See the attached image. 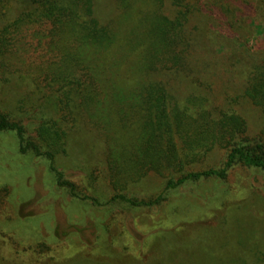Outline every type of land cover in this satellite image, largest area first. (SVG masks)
Instances as JSON below:
<instances>
[{
    "label": "trees",
    "instance_id": "obj_1",
    "mask_svg": "<svg viewBox=\"0 0 264 264\" xmlns=\"http://www.w3.org/2000/svg\"><path fill=\"white\" fill-rule=\"evenodd\" d=\"M15 1L22 6L7 16L2 8ZM113 1L117 11L106 18L98 0H0L8 17L0 25V85L35 87L18 99V114L0 109V132L17 138L20 153L50 160L67 153L81 125L103 136L112 200L128 210L161 206L187 184L225 179L238 164L264 170V127L250 135L235 108L256 107L264 116V42H249L246 23L250 5L264 22V0H212L211 8L208 0ZM27 115L33 124L23 122ZM215 149L226 153L219 167L209 163ZM151 172L165 179L164 188L134 195L131 186ZM223 218L188 222L159 241L168 245V235L190 228L204 232L190 233L204 243L232 237ZM240 220L241 239L254 245L250 255L237 263L222 243L220 264H264L256 220ZM151 250L124 264H150Z\"/></svg>",
    "mask_w": 264,
    "mask_h": 264
},
{
    "label": "rangeland",
    "instance_id": "obj_2",
    "mask_svg": "<svg viewBox=\"0 0 264 264\" xmlns=\"http://www.w3.org/2000/svg\"><path fill=\"white\" fill-rule=\"evenodd\" d=\"M98 1L106 18L114 17V1ZM208 1L206 7H213L212 0ZM19 3L21 7L22 3L15 1L2 9L12 17L19 10L15 9ZM256 7L248 6L250 43L264 42V22L262 25L259 23L263 20L254 19ZM4 13L0 11V25L8 18ZM25 89L30 92L35 87L29 83L0 85V109L18 114V99L29 93ZM45 100L43 108L50 109ZM26 105V110H30L33 104ZM235 108L247 119L250 135L257 136L264 127L261 112L245 104ZM29 116L23 122L31 125L34 118ZM80 129L71 135L67 153L53 160L20 153L17 138L12 133L0 132V264H124L126 256L140 258L156 245L151 250L150 264H220L217 249L222 243L223 254L235 255L239 263L254 246L244 244L236 225L247 216L256 220L259 237L264 239V170L238 164L225 179L187 184L161 206L128 210L112 200L115 191L104 160L103 136L83 125ZM225 154V150L215 149L210 166H221ZM59 172L63 173L62 178ZM164 185L165 179L151 172L132 185L131 192L139 197L156 195ZM83 195L95 197L100 203ZM222 217L233 228L232 237L224 239L217 235L211 243H204L190 237L191 232L204 237V232L190 228L181 235H168V245L159 241L170 229H182L188 222H219ZM87 256L110 259L94 263Z\"/></svg>",
    "mask_w": 264,
    "mask_h": 264
}]
</instances>
